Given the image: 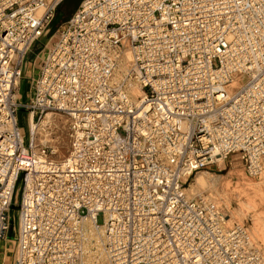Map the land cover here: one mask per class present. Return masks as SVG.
I'll list each match as a JSON object with an SVG mask.
<instances>
[{"label": "built area", "instance_id": "1", "mask_svg": "<svg viewBox=\"0 0 264 264\" xmlns=\"http://www.w3.org/2000/svg\"><path fill=\"white\" fill-rule=\"evenodd\" d=\"M63 1L0 0V264L11 242V264H264L189 191L225 163L263 171L264 0H82L54 30ZM22 110L62 115L66 154L25 138Z\"/></svg>", "mask_w": 264, "mask_h": 264}, {"label": "rangeland", "instance_id": "2", "mask_svg": "<svg viewBox=\"0 0 264 264\" xmlns=\"http://www.w3.org/2000/svg\"><path fill=\"white\" fill-rule=\"evenodd\" d=\"M81 0H69L67 2V6L71 8V10H75V7L78 5V3ZM62 5V4H61ZM60 6V5H59ZM73 14V13H72ZM63 13L59 14L56 12V15L54 17V20L52 22V28L55 30L59 25L54 26V22L57 20L58 22L61 20ZM52 33V32H51ZM49 35L43 36L41 39H38L29 54L27 55L28 60H34L39 53V51L42 49L44 43L48 40ZM39 59V58H38ZM31 64H29V67H27L25 74H24V83L21 86V94L20 98L25 103L29 102L31 97V85H30V74H32L31 70ZM55 117V123L56 125L52 126V129H50L49 134V144L53 146V149L55 150V144L58 145L59 152H55L54 157H62L64 154H66L67 151V135H66V125H65V118L57 113H54ZM20 125H21V132L25 136V138H28L29 135V128H28V115L26 111L22 110V113L19 115ZM223 169H213L211 172L208 173L210 175H221L220 179H218V185L215 187L206 188L210 189V193L213 197H217V203L223 208L224 212L229 215L230 218L233 220V222H239L245 224L251 234L252 237L256 240L258 244L263 248L264 250V198L262 197V194L264 192H260L259 189H262L264 191V173L260 176L250 177L247 176L241 166L231 167V165L228 163L221 165ZM203 172V171H202ZM203 174V173H199ZM198 174V175H199ZM197 177V175H196ZM196 183L195 180L192 179L191 183ZM210 187V186H209ZM217 195V196H216ZM253 201L256 205V209L253 207V205H250L248 202ZM21 201V196L18 195L16 197V201L12 207V210L16 212L17 209H19V204ZM230 202L229 207L227 203ZM242 208L241 213L238 215L235 213L236 210H239ZM258 209V210H257ZM231 220V219H230ZM99 221L101 222V218H99ZM14 232L9 233V239H13ZM10 243V242H8ZM13 245L7 244L6 247H4L7 250L6 255V264H10L12 260V254H13ZM2 259L4 255L2 254ZM1 259V261H2Z\"/></svg>", "mask_w": 264, "mask_h": 264}, {"label": "bare ground", "instance_id": "3", "mask_svg": "<svg viewBox=\"0 0 264 264\" xmlns=\"http://www.w3.org/2000/svg\"><path fill=\"white\" fill-rule=\"evenodd\" d=\"M128 60V59H127ZM29 61V60H28ZM21 89L18 90V98H20V96H22L21 94ZM137 93H138V89H136ZM22 99V98H20ZM55 117H54V113H47V115L41 119L40 123L36 124V121H33V116L32 114H29L28 115V127H31L33 128V131H35V127H36V133H40L41 134V138L43 139H46V138H50V134H49V131L50 129H52V126L56 125L55 123ZM49 127V129L47 130V128ZM55 152H59L60 154V150H59V147L57 144H55ZM200 173H203V174H197V177L196 178V183L193 182L191 183L190 185V188H189V191H191L192 193H200V194H205L207 198H209L210 200L216 202L217 201V197H213L211 195V191L210 189L213 190L212 187H215L218 185V179H220L221 175H210L208 173H212L211 171H203V172H200ZM264 173V158H263V171L261 172L260 176ZM194 178V180H195ZM210 186V187H209ZM206 188H210V189H206ZM260 192H264L262 189H259ZM217 196V195H216ZM262 197L264 198V194H262ZM217 203V202H216ZM230 202L227 203V205L229 207ZM250 205H253V207L256 209V205L253 201H250L248 202ZM258 210V209H257ZM242 211V208L239 209V210H236L235 213L236 214H240ZM231 219V220H230ZM229 219V222L231 223V221L233 220L232 218ZM245 225V224H244ZM246 226V225H245ZM247 227V226H246ZM249 230V228H248ZM250 231V230H249ZM251 233V232H250ZM92 235V234H91ZM252 235V234H251ZM93 236V235H92ZM11 242V241H9ZM16 249V248H15ZM264 251V250H263ZM13 252L14 251V247H13ZM91 255V254H90ZM89 255V256H90ZM13 254H12V260H13ZM12 260L10 262V264L12 263ZM4 264H6V261H4Z\"/></svg>", "mask_w": 264, "mask_h": 264}, {"label": "trees", "instance_id": "4", "mask_svg": "<svg viewBox=\"0 0 264 264\" xmlns=\"http://www.w3.org/2000/svg\"><path fill=\"white\" fill-rule=\"evenodd\" d=\"M69 0H64L60 6L58 7L57 9V13L59 14L60 13H63L62 17H61V20L58 22L57 20L54 22V26H57L59 25L60 23H63L65 22L67 19H69V17L72 15V13L77 9V7L79 6V4L81 3V1L78 3V5L75 7V10H71L70 7H68L66 4Z\"/></svg>", "mask_w": 264, "mask_h": 264}]
</instances>
